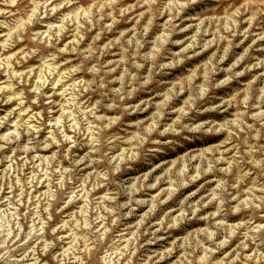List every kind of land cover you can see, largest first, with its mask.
Returning a JSON list of instances; mask_svg holds the SVG:
<instances>
[{
	"label": "rangeland",
	"instance_id": "374dc122",
	"mask_svg": "<svg viewBox=\"0 0 264 264\" xmlns=\"http://www.w3.org/2000/svg\"><path fill=\"white\" fill-rule=\"evenodd\" d=\"M0 264H264V0H0Z\"/></svg>",
	"mask_w": 264,
	"mask_h": 264
}]
</instances>
